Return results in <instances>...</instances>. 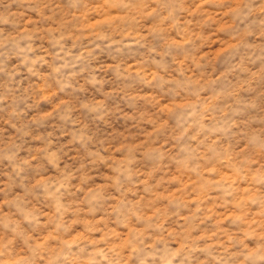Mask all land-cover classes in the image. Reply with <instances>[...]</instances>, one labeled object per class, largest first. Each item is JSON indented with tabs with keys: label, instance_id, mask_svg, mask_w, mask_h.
I'll use <instances>...</instances> for the list:
<instances>
[{
	"label": "clouds",
	"instance_id": "obj_1",
	"mask_svg": "<svg viewBox=\"0 0 264 264\" xmlns=\"http://www.w3.org/2000/svg\"><path fill=\"white\" fill-rule=\"evenodd\" d=\"M0 264H264V0H0Z\"/></svg>",
	"mask_w": 264,
	"mask_h": 264
}]
</instances>
